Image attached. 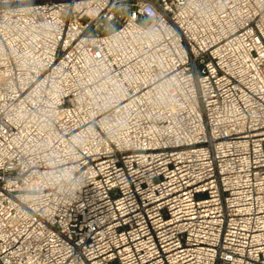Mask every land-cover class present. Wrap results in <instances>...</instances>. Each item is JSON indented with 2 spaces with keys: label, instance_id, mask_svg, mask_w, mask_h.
Instances as JSON below:
<instances>
[{
  "label": "built area",
  "instance_id": "1",
  "mask_svg": "<svg viewBox=\"0 0 264 264\" xmlns=\"http://www.w3.org/2000/svg\"><path fill=\"white\" fill-rule=\"evenodd\" d=\"M0 264H264V0H0Z\"/></svg>",
  "mask_w": 264,
  "mask_h": 264
}]
</instances>
